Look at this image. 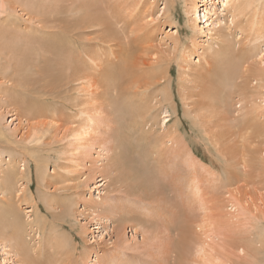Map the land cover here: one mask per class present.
Segmentation results:
<instances>
[{
	"label": "rangeland",
	"instance_id": "1",
	"mask_svg": "<svg viewBox=\"0 0 264 264\" xmlns=\"http://www.w3.org/2000/svg\"><path fill=\"white\" fill-rule=\"evenodd\" d=\"M197 1L198 4H201L199 7L201 16V10L205 4L202 2L203 0ZM17 2L0 0V34L6 28H13L24 34H31L35 29L41 28L40 16L35 15L26 4ZM189 3L191 4V0H139L132 14L137 16L131 18L134 22L136 20L137 24L132 21L130 28L135 30L137 35L145 36L142 40L144 39V46L148 48L147 56L155 62L154 66L166 67L167 75L162 84L165 82L170 84L171 93L176 102L175 110L167 103L156 105L158 108L153 109V113L155 111L154 123L152 121L142 122L141 129L151 130L149 134L152 138L157 137L162 140V143L156 147L155 153L152 154L154 158L142 155L143 148H146L143 147L146 145L144 140H138L142 131L133 129L130 131V116L125 112L127 109L124 111V117L119 114L116 116L114 108L108 106L107 102L102 99L101 89L97 82L94 83L95 81H75L76 83L68 84L65 87L67 92L63 94L64 96L62 95L63 98H68L67 102L65 98L62 100V97L59 99L63 101L62 103L59 100V102H54L50 97H43L50 105L46 118L30 119L28 115L23 114L22 108L18 109L20 106L9 101V94L13 87L11 86L12 79L14 78L10 75L12 69L7 70L4 67L5 65L10 68L11 64L4 62L7 60V56L1 55L2 48L0 47V62L2 61L0 68L2 67L3 70L0 71V176L6 168L7 161L15 158H17L15 166L17 171L27 170L28 172V169L30 170L26 182H16L11 193H3L2 186H0V200L8 195L13 201L15 200V204H18L22 226L25 220L32 219L36 231H32L29 233L30 235L24 233L23 237L26 236V241L32 246L34 245L36 251H40L34 261H22L15 256L3 238L7 236L3 232V228L8 223V217L6 213L3 214L0 211V234L4 235L3 237L0 235V264H177V262L183 264L178 253L185 258V262L188 261L184 264H213V262L214 264H236V262L241 264L239 259L244 261L243 263L249 264L252 258L245 252L247 255L240 257L239 255L244 254L236 248L235 242L238 240L237 237L244 234L247 237L251 235L249 238L252 237L257 242L264 235V146L260 142L257 143L263 151L260 150L261 153H257V160L255 158V163L251 164L253 167L250 165L251 162H247L250 167L246 166V162V165L242 163L239 166L241 169V171L238 169L241 174L240 181L237 184L229 185L231 188H222L224 185L222 184L224 182L222 157L216 146L209 143L203 135L198 123L194 122L195 110L193 112L187 104L184 105L179 93L183 88H186L185 91L183 90L184 92L192 90L194 86L190 76L195 74L193 70L207 68V61L212 59L211 53L219 49L227 38L231 43L235 41L234 47H240L242 52L245 48L250 49L249 53L252 59L248 60L246 65L251 64L255 58L262 57L261 62L264 67V36L253 42L257 30L255 25L248 23L249 16L247 15L244 19L237 14L234 6L222 9L221 0L215 1L216 14H212L214 10L210 14L213 24L205 27L202 18L197 15V28L192 29L188 25L187 19V17H191V13L188 11ZM187 8L188 13L186 12ZM145 34L149 36L147 35L146 38ZM258 41H260V48L256 49L253 45ZM100 47L101 50L99 45L97 49L102 53V58L106 63L116 59L115 55L117 54L111 57L107 48ZM30 69L34 70H30V74L33 73L35 76V69ZM7 71L11 73L9 72L8 75ZM262 84L264 85V79ZM71 85L72 90L68 88ZM152 88L153 86L149 91H152ZM259 91L256 100H260V104L264 107V87ZM233 97L235 98V95ZM238 106L239 103H235L229 107V112H233V115L236 114L232 109ZM149 127L152 128L148 129ZM137 128H140L139 125L135 129ZM174 128H178V133H174ZM116 131H120L126 139V145L131 147L130 152L132 157L136 158L135 160L138 161L140 158L142 161L148 158L142 162H149L148 169L152 170L163 189L161 187V190L156 194H153L154 191L156 192L154 189L144 192L141 188L135 187L131 180L122 179L121 171L115 162L117 154L120 152L119 138L115 137ZM169 133L173 135L169 136ZM180 140L181 143L188 144L193 153L190 151H188L190 153H182V148H179L181 147L179 146ZM35 146L40 149L37 153L45 159L42 172L36 171L34 162L28 156L21 154L24 148L31 149ZM254 147H256V143ZM139 155L141 156L139 157ZM187 158L189 159L187 160ZM192 158L194 164H198L197 167L192 163ZM258 159L262 161H258ZM260 162L261 164H258ZM177 166H180L181 169L184 168L183 172L187 180L192 175L193 177L198 176L195 181H192L193 184L189 183V187L192 184L190 190L196 188L192 192L189 190L192 194L188 192V181L185 182L184 188L182 187L183 194L186 192L184 195L178 194L177 188L170 186L169 181L172 174L178 169ZM193 171H196L197 174L196 172L194 174ZM246 171L248 172L246 173ZM199 176H202V179ZM192 179L194 180V178ZM208 179L214 181L211 180V182ZM213 182L212 186L210 183ZM194 183L195 186L197 184L200 186L194 187ZM210 186L212 187L209 188ZM197 187H200L202 191L196 195L200 197L203 194L205 201H208L205 202L204 199L199 198L203 203L202 206L208 203V207L204 206L205 210H202L203 208L193 209L192 204L197 207L199 204H195L199 203V200L196 199L197 202L191 203L188 199V193H190L189 198H193L191 195L195 197V191H198ZM222 190L228 192L222 193ZM214 193L217 196H214ZM186 194L187 196H185ZM208 195L216 197L217 200L221 197L217 204L223 201L224 197L226 199L227 195L233 200V207L228 204L222 208L221 202L219 206L215 205L217 209L210 211L211 207H215L216 202L214 204L213 202L216 201V198L213 201V198L209 197L212 198L211 203V200H208ZM162 196L164 200H162ZM184 196L188 199L184 198V200L186 199L184 202L189 201L186 202L189 205L181 200ZM194 200L191 199V201ZM47 202L51 207L47 206ZM209 207L210 209H208ZM187 210L188 213L185 212ZM203 211L204 215H202ZM214 214L216 217L213 216ZM201 216H205L203 218L206 219ZM179 218L181 222H179ZM198 218L199 221L201 220L200 222L197 221ZM185 220L186 222H183ZM195 221L197 222L194 225ZM233 221H237L236 224ZM246 222L248 225L245 224ZM196 224L204 226V229L200 227L203 231L202 234ZM182 225H185L184 229ZM188 227L192 228V232ZM179 233L182 236H187L186 239L191 237L192 240H186L182 236L180 239ZM239 234L240 236H238ZM197 235L201 238L199 239ZM178 238L180 244L176 243L177 246L172 244L171 247L169 241L174 242ZM226 239L229 240L226 241ZM200 241L202 242L200 243ZM173 247L175 248L173 249ZM195 247L196 249H194ZM201 248L205 250V254ZM195 250L197 253L200 250L201 256L204 254L205 257H201L200 253H195ZM249 258L250 260H248ZM254 261L255 264H259L255 259ZM252 263L250 262V264Z\"/></svg>",
	"mask_w": 264,
	"mask_h": 264
},
{
	"label": "bare ground",
	"instance_id": "2",
	"mask_svg": "<svg viewBox=\"0 0 264 264\" xmlns=\"http://www.w3.org/2000/svg\"><path fill=\"white\" fill-rule=\"evenodd\" d=\"M14 1L15 2L18 1L17 3L21 2L23 4H26L28 8L35 15L40 16V18L39 17L38 18L42 24L40 25L41 28L35 29L31 34L20 33L18 30L13 28H6L0 34L1 35L0 47L2 48L1 55L3 56V54H5L4 57L7 56V60L4 62H8V64H11L10 66L12 68L6 67L5 65L4 67L7 70L12 69L11 72L13 75L12 74L10 75L14 78L12 79L11 77L13 81V84L11 86L13 87L9 94L10 95L9 101H11L15 105L17 104V106H20L18 107V109L21 110L22 108L23 111L22 113L28 115L30 119L36 117L42 118L48 116L47 110L50 107V105H48V103L45 101L43 97H50L51 99H53L54 102L61 101L60 103H62L63 102L62 100L66 99L65 97L64 99L62 95L67 92V89H65V87L68 84L75 81H81V82L95 81L94 83L96 84L97 82L99 88L101 89L100 94L102 99L107 102L108 106H112L114 108V113H116V116H118L119 114L121 115V117H124L123 114L125 112L129 114L130 116L129 127H131L129 128L130 131L131 129L138 130L140 132L142 131L140 133L141 137H139V139L137 138L139 141L144 140L146 144L145 146H143L146 148L142 147L143 148L142 155H145L144 157L147 156L148 158L149 157L152 158L153 157L152 154L155 153L156 147L162 143V140L157 137L152 138L149 134L151 130L141 129L142 122L145 121L147 123L149 121H152L154 123L155 111L153 113V109L155 110L156 105L159 106V104L161 105L162 103H167L175 110L176 102L171 93L170 84L168 82L162 84L164 82L165 76L167 75L166 67L161 68V66L158 67L154 66L155 62H153L154 60H151V58L147 56L149 54L148 48L147 46H144L145 45L143 41L144 39L142 40V38H144L145 36L141 37L142 34H140V36L137 35L135 33V30L133 29L131 30L130 28V25L132 26L131 23L133 21L131 18H135L134 16H137L135 14L133 16L132 14L139 0H17V1L14 0ZM215 1L216 0H203L202 2L205 5L201 10L202 13L200 16L199 7H201V4H198L197 0H191V4L189 3L190 7L188 6L189 10L187 8L186 12L188 10L189 13H191L190 15L191 17H187V19H188V25L192 29L197 28L198 25L196 23L197 15L200 16V18H202V23L205 24V27H209L211 24H213L211 19L212 16L210 14L212 13V10H214L212 14H216V11L214 9ZM221 6L222 9L225 8L229 9V6H234L237 14L241 15L244 19L247 17V15L249 16L247 18L248 23L250 25H255L257 30V35L254 38L253 42L258 39H261L264 36V0H224V1L221 0ZM134 24H137L136 20ZM90 35L92 37H89ZM94 41H96V43H94ZM234 42L231 43V41L227 38L224 41V44L220 45L219 49L211 53L212 59L211 61H207V65H208L207 68L193 70L195 71V74L190 77L193 80L194 87H192L191 91L184 92L186 88L181 89L182 92H180L179 90L180 92L179 95L183 100L184 105L187 104L192 111L195 110V112L193 111L195 113L193 119L194 122L198 123V125L202 129L203 135L208 139L209 143L216 146L219 155L222 157L223 168L222 167L221 168L223 169V173H224L223 176L224 182L222 183L224 185L222 186V188L223 187L231 188L229 187V185L237 184V182L240 181V175H241L240 174L241 169L239 168V166L242 165V163L246 165L247 162H251L250 165L251 164L253 165V163H255V158L257 153L258 152L261 153V151H263V149L261 150L259 148L260 146H258L259 142L262 143L261 145L264 146V107H262V105L260 104V100L259 101L256 100L258 98L257 94L259 89L261 90L264 87V85L262 84V81L264 79L263 78L264 67L262 66V62H261L262 57H257L256 59L255 58V56L257 55L256 54L254 56L255 60H253L251 64L246 65L248 60L252 59V56L249 53L250 49L245 48L244 52H242L239 49L240 47L239 48L234 47L235 45ZM98 45L100 50H101L100 46H104L105 49L107 48L106 50H108L111 57H113L114 54H117L115 55L116 59L109 60L110 63H106L105 59L102 58V53H100L97 49ZM253 47L259 49L260 41L254 43ZM145 55L146 57H144ZM98 61H100V63H98ZM1 62L0 64H2ZM30 68L35 69V74H36L35 76L33 73L30 74L29 72L31 70ZM0 69H1L0 71L2 72L3 71L2 67ZM190 74L192 75L193 73ZM151 86H153L152 88L153 90L149 91ZM70 87H72V85L68 87L69 89L72 90V88ZM233 95H235V98L233 97ZM73 97L70 98L73 99ZM67 99L65 100L66 102ZM153 100H156V102H153ZM235 103L236 104L239 103V106L233 108L234 110L232 109V111L236 112V114L233 115L232 114L233 112L232 113L229 112V107H232ZM190 104H192L193 107L190 106ZM138 125L140 128L135 129ZM151 128L149 127L148 129ZM173 131L174 133L175 132L178 133V128H174ZM172 133H169L168 135L169 136L173 135ZM115 137L119 138L118 148H120V152L117 154V159H116L117 161L115 160V162L119 171H121L122 179L131 180L132 184L135 187L141 188L144 192L154 189L156 190V192L155 191L152 192L153 194H156L157 191H160L162 186L160 185L159 181L156 179V176L154 175L152 170L148 169L149 162H145V163L142 162L145 161L146 159L148 160V158H145V160L142 161L139 158L141 163L139 162V159L138 161L135 160L136 158L134 159L130 152L131 147H127L126 139L123 137V135H121L120 131L115 132ZM255 143H256V147H254ZM179 146H181L179 148H182L181 149L182 153H190V152L193 153V151L189 149V145L184 142L181 143V140ZM38 150L40 151V149L36 148V146L32 147L31 149L24 148V150L21 151V154L24 156H28L30 160L34 162L36 171L42 172V170H44L43 168H44L45 159L43 158V156H40V154L37 153ZM140 156L141 155H139V157ZM16 159L17 158L7 161L6 168L3 170L2 175L0 176V183H1L0 186H2L1 190H3V193L4 192H7V194L11 193L13 188L15 187L16 182L18 181L23 182L28 179L27 178L28 172L30 173V170L28 169V172L27 170L26 171L23 170L20 172L17 171L16 169L17 167H15L17 164ZM188 159L189 158H187V160ZM191 160L192 163L194 164L193 158ZM259 160L261 159H258V161ZM258 164H261V162ZM197 165L195 166L197 167ZM248 165L249 163H247L246 166ZM250 165L248 167H250ZM177 168L180 169L181 171L176 169L175 173L172 174L171 180L169 181L171 184L170 186L173 188L176 187L177 188L176 192L178 194L182 193V195H184L186 193L185 192L186 188L184 191L185 193L183 194L182 191L184 189H182V187L184 188L185 182L188 181L187 183L188 186L187 188H189L188 192L194 191L196 188L190 190L192 189L191 188L193 184L192 181H195L197 179L196 177L198 176L193 177L192 175V177L187 180L183 172L184 168L181 169L180 166H177ZM238 169H240V171ZM159 172L160 170L158 171V173ZM193 172L195 174L196 171ZM247 172L248 171H246V173ZM245 176L247 175L245 174ZM201 177L199 176V178ZM192 178H194V180ZM189 180H191V182H189ZM208 180L206 181L207 183ZM197 182L198 180L196 181V183ZM189 183H192L190 184L191 187H189ZM210 184H212L213 186L214 182ZM196 186H200V185L197 184ZM196 186L194 183V187ZM212 186H210L209 188H211ZM197 189L198 191H195L196 193L194 192L195 197L194 195H191L195 200L192 197L189 198L191 192L190 193L187 192L188 199H190L191 203L192 202L195 203L196 199L199 200L198 201L199 203L195 204V205L199 204L197 207L196 206L194 207L192 204L193 209L203 208L202 210H205L204 206L208 207L209 205L208 203H206V205L203 206L201 205L203 203L200 202L199 198L201 197L202 200L204 199L203 201H205V198L203 194H201L200 197L196 195L198 192L202 191L200 190V187L199 188L197 187ZM221 192L227 193L228 191L223 192L222 190ZM231 193L228 194L231 195ZM218 195L221 196L222 194H218ZM185 196H187V194ZM185 196L183 197V199L181 198L183 202L187 199ZM214 196L217 195H215L214 193ZM209 197L212 196L208 195V200L209 199L211 200L213 198L212 199L213 201L214 198H216V197H212V198ZM184 198L186 199L184 200ZM229 198L230 197H227L226 195V199L225 197L223 198L225 201L224 200H223L224 202L221 201L222 203L219 202V204L220 203L222 204V206L220 205L222 208H224L228 204H230L231 207H233V200ZM191 199L194 201H191ZM162 200H164L163 196H162ZM219 200H217L216 198V201L213 202V204L216 202L214 206L215 205L219 206V204H217L218 203L217 201ZM14 201L9 197V195L3 197V199L0 200V211L3 214L6 213V216L8 217V223L3 228V232L6 233L7 236L3 235L4 236L3 237L2 234L0 235L3 238H5L4 240L7 243V246L14 252L15 256H17L20 260L34 261L35 257L39 255L40 251H36L35 247H33L34 245L32 246V244L27 242L25 238L26 236L23 237V234L24 233L29 234L32 231H36L35 230L36 227L32 223V219L25 220L22 226V224L20 223L19 210L17 206L18 204L16 205ZM186 202L184 203L189 205V203ZM205 202L208 201L206 200ZM184 203L183 205H185ZM187 205L186 208H188ZM47 206L51 207L50 203H48ZM183 208L185 207L183 206ZM211 208L212 209H210L209 207L208 209H210V211L217 209L216 206L214 208L213 207ZM185 212L188 213V210ZM211 214L209 215L211 216ZM199 215L201 214L199 213ZM202 215H204V211ZM213 216L216 217L215 214ZM203 217L201 216V218ZM180 218H179V222H181ZM207 218L210 219V217L208 216ZM186 220L183 222H186ZM197 221H199V218ZM197 221H195L193 224L195 225ZM247 222L245 224H247ZM243 224L242 227H244L245 225ZM183 226L185 225H182V228ZM196 226L197 228L202 227L204 229V226L202 224L201 225L196 224ZM202 228H200L201 234L203 232ZM189 230H191L192 232V228H189ZM196 232L198 231L196 230ZM185 233L188 232L185 231ZM235 235L237 234L235 233ZM180 236H182V234L179 235L180 239L184 237H185L184 239H186L187 237V236H182L181 238ZM238 236H240V234ZM249 237H247L246 234H244L241 237H237L238 240H236L235 242L236 248L240 249L241 253L244 254L239 256L240 257L245 256L247 255L245 253H248L247 256L253 259V260L252 259L250 260V258L248 259L250 260L251 263L253 261V263L255 264L254 261L255 259L256 263L258 261L259 264H264V235L262 236L261 239H258V242L255 241L256 239ZM179 238L175 240L177 242L169 241L171 242L170 246L172 247V244H176V243L180 244V241L178 242ZM200 238L201 237H199V239ZM190 239L187 238L186 240H190ZM227 240L229 239H226V241ZM183 241L184 240H182V242ZM184 242L186 243V241ZM201 242L202 241H200V243ZM177 245L178 244H176V246ZM197 245L200 246L199 244ZM174 248L175 247H173V249ZM194 249H196V247ZM201 249H202L201 251L205 254V250L203 248ZM198 251L199 253L201 252L200 250ZM207 252L206 254H208ZM195 253H197V250H195ZM204 254L202 255L203 257H205ZM178 255L181 257V262L183 261L182 263L184 264L185 258H183V256H181L179 253ZM250 255L253 256L251 257ZM216 258L218 257L216 256ZM239 261H241V264L244 262V261L242 262V260L240 259ZM246 262L249 261L246 260ZM178 263L179 262H177V264ZM185 263H188V261ZM237 263L239 262H236V264Z\"/></svg>",
	"mask_w": 264,
	"mask_h": 264
}]
</instances>
